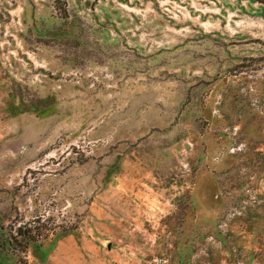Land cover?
Here are the masks:
<instances>
[{
    "label": "rangeland",
    "instance_id": "1",
    "mask_svg": "<svg viewBox=\"0 0 264 264\" xmlns=\"http://www.w3.org/2000/svg\"><path fill=\"white\" fill-rule=\"evenodd\" d=\"M0 264H264V0H0Z\"/></svg>",
    "mask_w": 264,
    "mask_h": 264
}]
</instances>
